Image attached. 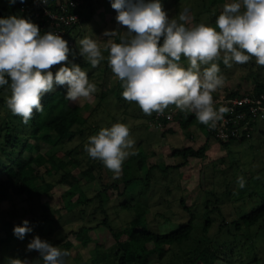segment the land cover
<instances>
[{
  "label": "trees",
  "instance_id": "16d2710c",
  "mask_svg": "<svg viewBox=\"0 0 264 264\" xmlns=\"http://www.w3.org/2000/svg\"><path fill=\"white\" fill-rule=\"evenodd\" d=\"M6 1L8 0H0V18L15 15L30 19L37 24L41 34L53 31L47 15L43 14L42 7L37 5L35 0H24L23 3L20 0H15V3L8 1L9 6H6ZM70 1L48 0L47 8L61 12L62 4L67 7V12L78 14V21L65 26V32L62 34L72 49L69 53V65L71 63L79 64L88 73L89 80L99 81L102 86L93 94L95 102L90 103L85 100L83 104L79 105L73 104L65 98L66 85L54 86L53 90L42 98L43 112L34 111L27 124L23 122L22 117L11 113L7 107L6 97L2 95L5 90L10 91V81L9 85L0 86V108L5 110L4 116H0V208L3 203L14 205L17 202L16 198H19V200L25 201L24 214H27L26 217H11L0 224V264H6L3 255L8 251L13 258L18 257V252L7 250L8 248L17 247L23 250L25 239L31 234L29 232L21 240L14 235L13 230L16 225H22L25 219L29 221V226L33 230L37 223L47 220H50L51 223L62 224L65 222L68 224L74 217H83L88 205L92 204V200L87 195V189L91 186L98 190L95 197L98 200L97 205L104 215L108 213V207L102 206L103 190L97 187L101 186L106 189L105 195L106 193L110 195L111 188L116 189V194L119 196L133 181L141 179L143 183L142 175L138 171L146 165L144 157L138 156L135 162L133 160L126 161V163H130H124L119 177H114V174L101 161L92 159L85 151V145L88 144L90 136L98 134L103 127H110L115 118L126 123H130V118L133 124L140 122L150 129L159 130L162 135L163 132L171 130L164 124L162 127L156 126L158 119L155 113L150 116L145 115L138 104L135 103L133 106L132 102L123 99L121 82L108 66L107 51H103L105 59L96 68H92L79 54V46L76 45L73 38V35H76L73 30L76 26L81 27L85 21L90 19L95 0H76L77 4L74 7L70 5ZM231 2L233 0H171L170 4L175 8V14L171 18L178 19L183 7L181 3H184L192 16L190 21L192 26L206 23L215 27L216 18L223 11L224 5ZM160 3L168 4L169 0H160ZM22 6L25 7L24 10H21ZM38 12L39 14H37ZM187 26H190V23ZM217 30L219 29L217 28ZM120 31L121 27L117 33L120 34ZM80 33L81 31L77 33V36ZM118 38L119 35L116 39ZM113 42L118 43L119 40L113 39ZM160 43H163V38ZM101 49L104 48L101 47ZM180 63L185 68L188 66V62L183 57ZM218 63L220 67L221 61ZM253 64L254 62L250 63V66ZM59 67L60 65H57L51 69L53 74ZM220 70H222L221 67ZM102 73L103 75H101ZM106 81L109 83L107 88L103 84ZM248 89H252L255 93H264V79L256 81L252 87L247 89H243L239 82L234 89L225 91L224 95L227 97L239 96ZM215 97H217L216 94L213 95V98ZM182 115L183 112L177 109L175 118L181 122L179 125L181 127L189 126L193 115L189 119H180ZM257 127V129L256 126H253L250 130H244L243 138L240 140L217 141L223 146H229L234 142L243 143L248 139L259 138V135L264 137V122H261ZM208 134L213 137L209 130ZM205 145H200L196 149L191 146L178 148L173 151V155L183 154L186 160L188 157L205 158ZM137 150L143 149L138 146ZM184 164L185 162H180L175 166L181 167ZM133 167L137 170L136 175L131 174ZM169 167L166 165L163 170L165 171ZM75 168H78L77 173L74 172ZM157 168V165L154 164L147 166L145 183H143L145 186L150 185L152 177L157 178V173L163 174V171ZM110 175L115 178L113 181L108 183L101 181L111 178ZM257 177L259 182L250 186L249 193L246 194L249 202L260 199L259 205L252 209L251 203L247 200L238 207L232 206L233 214L226 215L225 210L229 209L228 206L232 204L231 191L208 190L207 196L198 204L202 207L195 208V205L191 209V207L183 205V210L188 211L190 215L170 231L150 230L143 216H136L127 221L122 228L115 230L106 218L102 217L94 224L83 222L75 227L72 226L69 232L66 229L67 233L65 232L63 235L65 239L57 241L55 246L61 250L70 252L73 249V252H78L75 248L76 243L80 242L82 246H86L91 241L90 231H96L103 225L109 229L117 242L118 264H153V260H156V264H166L164 260L169 251L188 239L196 243L194 250L189 253L177 254L178 262L167 264H264V174H259ZM121 179L123 180L122 186L118 183ZM59 183L66 188L58 196L53 195L54 191L50 190ZM44 194L48 195V201L51 203L56 201L60 203V206L52 204L53 207L49 208L42 201ZM246 196L242 195L241 197L245 199ZM37 203L42 204L43 208L37 209L35 207ZM246 203L249 204L245 205ZM170 211L173 212V210ZM197 229L201 230L200 235H197ZM96 245L98 252H105L103 247H100L101 244L96 242ZM153 255L155 259H152ZM25 256L30 258V264H43L39 252H26ZM87 262L89 263V260ZM99 262H95V264H99Z\"/></svg>",
  "mask_w": 264,
  "mask_h": 264
},
{
  "label": "clouds",
  "instance_id": "9594fccd",
  "mask_svg": "<svg viewBox=\"0 0 264 264\" xmlns=\"http://www.w3.org/2000/svg\"><path fill=\"white\" fill-rule=\"evenodd\" d=\"M111 6L117 13V24L126 31L105 30L103 35H119V42L109 40L102 50L96 40L85 37L79 41V54L96 68L107 51V63L121 82L123 99L138 104L145 115L163 114L174 105V118L179 109L215 128L229 111L226 107L217 109L214 99L220 94L212 95L224 85L218 62L222 60L231 68L254 58L257 65L264 66V0L226 3L215 27L206 23L187 26V9L178 19L170 18L160 0H112ZM71 51L62 35L52 31L41 34L30 19L15 15L0 18V86L10 81L7 107L13 115L27 124L34 111L43 112L42 98L56 85L67 86L65 98L73 103L92 98L97 86L79 64L69 65ZM182 57L188 61L186 68L180 63ZM57 65L60 67L53 74L51 69ZM134 145L129 126L117 122L90 136L85 151L119 177L123 162L136 154ZM237 183L244 188L246 182L241 176ZM31 231L26 219L13 230L21 240ZM27 250L38 251L43 264H66L65 257L70 255L39 236L28 243ZM9 264L26 261L12 258Z\"/></svg>",
  "mask_w": 264,
  "mask_h": 264
},
{
  "label": "rangeland",
  "instance_id": "374dc122",
  "mask_svg": "<svg viewBox=\"0 0 264 264\" xmlns=\"http://www.w3.org/2000/svg\"><path fill=\"white\" fill-rule=\"evenodd\" d=\"M8 1L5 2L6 6H9ZM111 2L112 0H95L93 2V13L90 19L85 21L81 27L76 26L73 30L76 34L75 36L73 35V38L75 39L77 46H79V41L81 39L89 37L96 40L100 46L104 48L109 40L112 42L113 39L119 40V38L116 39L117 36H104L103 33L105 30L117 31L121 27L120 34L126 31L125 28L117 24L115 19L117 13L112 8ZM170 2L171 0H169L168 4L161 5L171 18L175 14V8ZM184 3H181L183 4L181 12L187 9V5ZM24 9L25 7L23 9L21 8V10ZM188 15L191 21L192 16L190 15L189 10ZM189 23L190 26H192L191 22ZM79 31H81V33L77 36ZM185 61L187 60L185 59ZM252 62H254V64L253 66H250V63ZM220 67L222 68L220 74L224 77V85L212 95L224 94L225 91L234 89L239 82L243 89H247L252 87L256 81L264 79V66L257 65L254 58L246 64L234 63L231 68L226 67L221 60ZM101 75H103V73ZM89 81L94 83L97 86V89L102 86L99 84V81ZM103 84L105 88L109 85L107 81ZM2 95L6 97L7 101L11 92L5 90ZM84 101L85 100L82 99L80 102L73 104H83ZM86 101L93 103L95 102V98L92 96L91 99ZM131 104L134 106L135 102H132ZM4 114L5 110L0 108V116L2 117ZM189 118L190 117H187V119ZM118 119L119 118H115L113 124L121 122L128 125L130 128V135L135 141L133 151H135L136 154L130 155L123 164L128 160H133V162H135V159L138 156H142L144 157V162L147 166L151 164L157 165V169H161L163 174L160 175V173H157V178L152 177L150 185L145 186L143 183H145L144 177L147 172V166L144 165V167L138 171L142 175L143 183L141 179L133 181L127 187L125 192L119 196L116 194V189L112 188L110 189V195L106 193V196V189H103V187L98 184L100 187L97 188L102 189V193L104 194L102 197V206L108 207V213L104 215L99 209L97 205L98 200L95 197V193L98 190L95 189L94 186H91L87 189V195L92 200V206L88 205L84 216L74 217L68 224L65 222L62 224L51 223L50 220L37 223L35 225L36 228L30 232L31 235L26 237L23 250H20L17 247L7 249L12 252H18V259L26 261V264H30L31 260L29 257L25 256V253L38 252L27 250L28 243L36 236H39L42 240H46L51 245L55 246L57 241L65 239L63 238L64 233L66 231L69 232L72 226L75 227L83 222L85 224H94L98 220L100 221L102 217H105L107 222L115 230H117V228H122L127 221L132 220L134 217L143 216L146 219L150 230L159 232L170 231L176 228L181 220H185L190 215L188 211L183 210V205L185 204L187 207H191V209L195 207V205V208L202 207L198 206V204H200L199 202L203 201L207 196L208 190H213L215 192L230 190L232 204L228 206L229 209H226L225 213L226 215L233 214L232 206L236 205L238 207L247 200L249 202L250 200L246 196V194L249 193V187L254 186V183L256 182H259V178L257 177L259 174H264V137L261 135L258 136L259 138L248 139L243 143L234 142L229 146H223L214 137L208 134V126L200 123L194 114L193 120L189 126L181 127V122H177L176 124L175 121V123H173L175 130L172 132L165 131L163 132V135L159 130L150 129V127H147L140 122L133 124L131 121L132 119L130 118V123L122 122ZM133 119L135 120V118ZM200 145H205L206 147L205 158L188 157L186 160L183 154H177V156L173 155V151L178 148L191 146L196 149ZM138 146H141L143 150L138 151ZM180 162H185V164L181 167L175 166ZM128 163L130 162H127L126 164ZM166 165H169L170 167L164 171L163 168ZM133 168H131V174L136 175L137 170ZM74 172L77 173L78 168H75ZM241 176L246 182L244 188H240L237 183L238 177ZM110 177L111 178L106 181L104 179L101 181L103 183H108L115 179L111 175ZM122 182V179L118 181L120 186H122ZM65 188L66 186L59 183L55 184V187L50 191H54L53 195L58 196ZM240 193H242L243 196H246V198L242 199L243 197H241L242 195H240ZM47 196L48 195L44 194L42 201L47 204L49 208L53 207V205L60 206V203H57L56 201H53L52 203L48 201ZM16 199L17 202L14 205L3 203L1 206L0 224L11 217L17 218L18 216H27V214H24V207L26 205L25 201L19 200V198ZM259 201L260 199H256L249 202L251 203V209L259 205ZM249 203H246L245 205ZM42 206L43 205L39 203L35 205L37 209H42ZM93 206L96 209H93ZM170 210H173V212ZM89 234L91 241L86 244V246H82L80 242H77L75 248H77L78 252H73V249H71L69 252L70 257L65 258L66 264H95V262L98 261H100L99 264H118L117 242L114 240L109 229L102 225L97 228L96 231L91 230ZM200 234L201 230L197 229V235ZM96 242H98L99 245L101 244L100 247H103L105 252L97 251L98 247ZM195 247L196 243L191 240L188 239L183 241L175 246L172 251H169L164 263H177L178 260L176 259V256H178L179 253H189L190 251H193ZM8 252H6V254L2 252L4 254L2 255L6 259L4 260V263L6 264H9L8 261L13 258ZM152 259H155L154 255ZM88 260L89 263L87 262ZM156 263V260H153V264Z\"/></svg>",
  "mask_w": 264,
  "mask_h": 264
},
{
  "label": "built area",
  "instance_id": "2783aa9c",
  "mask_svg": "<svg viewBox=\"0 0 264 264\" xmlns=\"http://www.w3.org/2000/svg\"><path fill=\"white\" fill-rule=\"evenodd\" d=\"M47 2L43 3L42 0H35V3L42 7V12L47 15L52 32L62 35L65 26L72 25L78 21V14L75 12H67V7L61 4V12L47 8ZM77 4L76 0H71L70 5L74 7ZM22 9L24 6L21 7ZM39 14V12L37 13ZM215 107H226L229 109L223 115V119L218 121L215 128L208 130L212 133L213 137L219 141L240 140L244 130H250L253 126L258 128L261 122H264V93H255L252 89H248L245 93L227 97L220 94L214 99ZM175 109L169 106L165 109L163 114H157V125L164 126L166 123L174 119ZM248 135V133H246Z\"/></svg>",
  "mask_w": 264,
  "mask_h": 264
},
{
  "label": "crops",
  "instance_id": "0c3cea01",
  "mask_svg": "<svg viewBox=\"0 0 264 264\" xmlns=\"http://www.w3.org/2000/svg\"><path fill=\"white\" fill-rule=\"evenodd\" d=\"M187 117H189V116L183 112V115L180 116V119H183V118L187 119ZM178 121H179V120H176V124H177ZM173 123H175V121H174ZM173 123H172V124L170 123V124L168 125L169 129H171L172 131L175 130V127H174ZM178 123H179V122H178ZM171 130H170V131H171Z\"/></svg>",
  "mask_w": 264,
  "mask_h": 264
}]
</instances>
